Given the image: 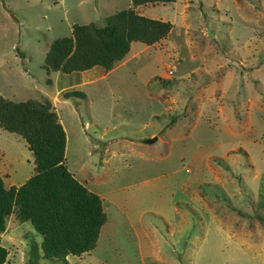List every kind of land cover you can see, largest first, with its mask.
Masks as SVG:
<instances>
[{"label":"rangeland","instance_id":"obj_1","mask_svg":"<svg viewBox=\"0 0 264 264\" xmlns=\"http://www.w3.org/2000/svg\"><path fill=\"white\" fill-rule=\"evenodd\" d=\"M128 7L170 31L108 70L42 67L74 23ZM0 96L50 101L67 169L101 199L94 248L68 264H264V0H0ZM33 172L0 127L4 185ZM33 230L7 217L3 264H66L32 253Z\"/></svg>","mask_w":264,"mask_h":264},{"label":"trees","instance_id":"obj_2","mask_svg":"<svg viewBox=\"0 0 264 264\" xmlns=\"http://www.w3.org/2000/svg\"><path fill=\"white\" fill-rule=\"evenodd\" d=\"M172 1L131 0V4ZM170 28L168 21L139 14L132 7L108 15L103 25L74 23L70 35L50 43L42 67L47 73L79 72L97 65L108 70L128 53L133 41L153 44ZM0 127L20 135L34 156V172L21 185L6 187L0 175V232L9 216L18 224L29 221L42 237L40 246L31 245L32 253L40 247L42 257L66 264L68 254L94 248L106 215L99 196L65 165V132L50 101L0 96ZM6 255L0 245V264Z\"/></svg>","mask_w":264,"mask_h":264},{"label":"crops","instance_id":"obj_3","mask_svg":"<svg viewBox=\"0 0 264 264\" xmlns=\"http://www.w3.org/2000/svg\"><path fill=\"white\" fill-rule=\"evenodd\" d=\"M134 42V41H133ZM99 66V65H98ZM29 221H25V222H22V223H17L18 224V227L19 226H25V225H27V223H28ZM34 231V230H33ZM41 236V235H40Z\"/></svg>","mask_w":264,"mask_h":264},{"label":"water","instance_id":"obj_4","mask_svg":"<svg viewBox=\"0 0 264 264\" xmlns=\"http://www.w3.org/2000/svg\"><path fill=\"white\" fill-rule=\"evenodd\" d=\"M154 140H155V138H148V139H146L145 141L148 142V143H151V142H153Z\"/></svg>","mask_w":264,"mask_h":264}]
</instances>
